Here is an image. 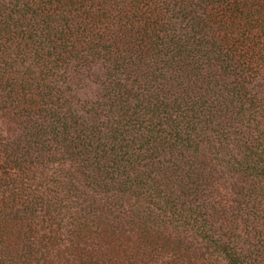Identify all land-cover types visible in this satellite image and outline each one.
Returning a JSON list of instances; mask_svg holds the SVG:
<instances>
[{"label": "trees", "instance_id": "trees-1", "mask_svg": "<svg viewBox=\"0 0 264 264\" xmlns=\"http://www.w3.org/2000/svg\"><path fill=\"white\" fill-rule=\"evenodd\" d=\"M0 264H264V0H0Z\"/></svg>", "mask_w": 264, "mask_h": 264}]
</instances>
